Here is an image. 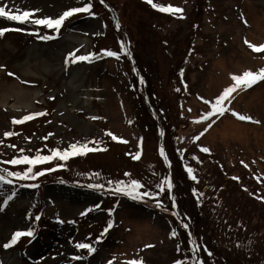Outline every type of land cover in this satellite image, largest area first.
Wrapping results in <instances>:
<instances>
[{"label":"rangeland","instance_id":"1","mask_svg":"<svg viewBox=\"0 0 264 264\" xmlns=\"http://www.w3.org/2000/svg\"><path fill=\"white\" fill-rule=\"evenodd\" d=\"M84 2L0 0V6L39 9L36 18H57ZM154 2L183 8V18L160 12L146 0H91L94 15H74L59 33L0 19V27L22 29L0 37V169L26 170L27 165L3 163L19 157V149L23 155L35 156L38 150L49 155L52 149L89 141L97 142L89 147L101 149L36 165L34 172L56 169L36 180L7 177L14 183L0 184V264H126L121 259L127 252L144 264H195L193 242L203 264H264V138L253 139L264 134V81L238 91L226 104L259 123L241 121L231 111L212 119L218 131L228 121L251 125L248 142L222 141L217 134L210 140L206 134L212 127L205 132L206 121L196 122L233 83L231 75L264 67V52L245 44L246 39L264 44V0ZM102 50L119 53V59ZM74 52L97 58L66 65ZM27 55L31 73L25 75L23 66L13 65ZM108 77L129 105L122 116L106 103L103 79ZM208 79L215 84L210 83L207 97ZM36 112L46 115L12 123ZM8 131L18 135L5 137ZM205 147L208 152L201 151ZM137 152L140 158L133 159ZM187 167L196 180L189 178ZM165 177L172 180L170 193L157 187ZM132 180L142 185L139 193L159 195L132 199L115 191L118 182ZM97 184L103 187H89ZM12 192L16 195L5 204ZM74 205L76 210L63 209ZM89 208L94 210L82 216ZM110 220L113 227L97 243ZM29 229L32 237L3 247L14 232ZM124 234L140 241L130 244ZM80 242L96 251L89 255L77 249Z\"/></svg>","mask_w":264,"mask_h":264},{"label":"snow or ice","instance_id":"2","mask_svg":"<svg viewBox=\"0 0 264 264\" xmlns=\"http://www.w3.org/2000/svg\"><path fill=\"white\" fill-rule=\"evenodd\" d=\"M146 2L153 7L154 9H157L160 12L164 13H170L172 15H178L180 18H183V11L184 9L178 6H173L171 4L165 6L163 4H158L155 3L154 0H146ZM101 3H103V0H101ZM39 11V9L35 10H22L18 7L16 8H10L7 4H4L3 6H0V19H6L8 21H14L20 24H34L37 26H44L48 29L54 30L56 33H59L60 29L64 25V23L73 17L76 14H87V15H94L93 12V5L91 3V0H86L82 4V6L79 7H70L67 10H65L62 14H60L57 18H52V17H43V18H36V13ZM247 23V21H244ZM117 27L119 25L117 24ZM22 29L19 28H9V27H0V37L4 36L7 32L9 31H21ZM40 39H52L54 37L52 36H40ZM245 44L255 53H262L264 52V44H253L250 43L247 39L245 40ZM78 51V50H77ZM103 55L108 56V57H115L119 59V53L111 50H102ZM121 52H126V46L121 42ZM97 58L96 54L89 53L87 55H76V53H69L68 57H66V65L68 63H77L80 61H88L91 62L93 59ZM0 68H3V66H0ZM9 76H13L14 73L9 72ZM231 80L233 83L225 87L223 91L220 93L215 98L214 103H211V110L205 113L197 123L203 122L210 120L212 117H219L224 115L226 112L231 111L233 116H236L239 120L241 121H250L253 123H259V121H255L252 119V117L239 114L229 107H226V104H231L232 99L234 98V94H236L238 91L246 90L248 88H251L253 85L257 84L258 82L264 81V67L252 71V70H245L242 74H233L231 75ZM179 91V89H177ZM203 99V98H201ZM204 103L208 104L209 101L204 100ZM46 115L45 112H36V113H30L25 116H23L20 119L13 118L12 123L13 124H23L27 121L33 120L36 117L39 116H44ZM215 121L213 120L212 123ZM131 123V121H129ZM212 123H209L207 128L204 129L206 132L208 128L212 127ZM107 135L111 136L113 140H116L117 137L113 135L111 132L106 133ZM204 132H201L200 135L202 136ZM18 135V133L15 132H5L4 136L5 137H12ZM51 135V134H49ZM200 136L195 137L196 140H198ZM28 139V138H26ZM43 139H47V137H43ZM124 143H127V141H122ZM3 141H0V144H2ZM89 143H97L94 141H89L84 144H79V143H74L69 145L67 149L60 150V149H52L51 153L49 155H41L40 151L38 150L36 152L35 156H28V155H23L24 149H19V152L21 155L19 157L13 158L11 160L3 161V163L6 164H11V165H27L28 167L26 168L25 171L23 172H13V171H8L7 169H0V184H13L14 181L12 179H8L7 177H18L20 180H36L37 177H42L46 174V172H51L55 171V168H47L41 171H33L34 166L36 165H43L47 162H50L55 159H59L61 161H67L70 157L78 156V155H84L88 152H93V151H100L101 149L99 147H89ZM9 147L16 148V145H9ZM201 151L203 152H208V148H202ZM160 154L161 156H164L165 159L167 157L165 156L164 149H160ZM133 159H139L140 158V152H137L135 155L132 157ZM195 159V157H193ZM243 164V161L241 162ZM60 167H63V165H60ZM247 167V165H245ZM187 174L190 179L196 180L197 177L193 174L194 170L191 167L186 168ZM233 179H238L237 177H233ZM112 182L109 181V184ZM27 187H32L36 188L38 187L37 184H29L26 185ZM89 187H94V188H102L103 185L97 184V185H89ZM142 185L140 184L139 181L137 180H132L130 181L127 185L124 184L123 181L117 183V187L115 191L117 193H123L127 196H130L132 199H140L142 196L147 197V196H158L159 194H152L150 192H143L139 193L137 190L140 189ZM159 188L160 192L165 191V187L167 188L168 192H171V189L173 187L172 180L168 177H165L164 180L160 182V184L157 185ZM193 193L196 194L195 189H193ZM16 195L15 192H12L10 195H7L5 199V204L12 200L14 196ZM202 195V194H201ZM156 206L160 207V201L159 199L156 200ZM99 205H96L95 208H99ZM173 207H175V201L173 200ZM94 209L89 208L86 209L85 212H82L81 215H87L89 212L93 211ZM112 210H109L111 214ZM175 215V213H174ZM36 219H40L39 216L36 217ZM184 228H187V224L182 225ZM113 227V222L110 220L101 233L100 237H97V243L100 242L101 238L103 237L104 234H106L111 228ZM32 237L33 236V231L31 229L27 231H16L13 233L11 239L3 245L4 248H9L13 245H15L18 240L21 237ZM171 236L175 237L176 236V231L175 229L171 232ZM75 247L77 249H86L91 255L96 251L95 247H93L92 244L89 243H76ZM145 247H152V245H146ZM192 251L194 253V260L195 264H203L202 261L198 259V253L200 251L199 245H197L195 242H193V247ZM206 251V249H205ZM209 255H211L209 253ZM72 259L75 260H80L83 259V257L80 256H74ZM109 264H112V261H109ZM126 264H144V262L141 259H131L126 262ZM174 264H183V261L177 260L174 261Z\"/></svg>","mask_w":264,"mask_h":264},{"label":"bare ground","instance_id":"3","mask_svg":"<svg viewBox=\"0 0 264 264\" xmlns=\"http://www.w3.org/2000/svg\"><path fill=\"white\" fill-rule=\"evenodd\" d=\"M1 58V56H0ZM222 60V59H221ZM32 62V59L30 58L29 55H27L24 59V61L22 63H17L16 65H13L14 67L16 66H23L25 68V70L23 71V73L25 75H28L31 73V70L29 69V66ZM222 62V61H221ZM219 64V63H218ZM108 69L111 65V62H108ZM208 81V82H207ZM206 82V88H203V91L205 92L206 96H210V83L211 84H215V81L213 80L212 82H210V80L208 79ZM103 83H104V87H105V93L107 94L108 98L106 99V103L107 105H109L111 107V111L113 110L115 112V114H119L120 116H122L123 114H126L128 109H129V105L127 103V101L122 97L120 91L118 88H116V86L114 87L113 84V79L111 78H104L103 79ZM249 101L247 102V105L249 106ZM22 109V108H19ZM212 118H210V120L206 121V124L211 123ZM200 119H197V121H199ZM205 122V121H203ZM213 126V123H212ZM252 127L249 124H244V123H238L236 121H228L225 122V124L222 126V129L220 131H218L217 129H213L211 128L209 130V132H207L206 136L207 138H209L210 140L213 139L215 137V134L219 135V137L221 138L222 141H225L226 138H232L235 140H239L241 142H248L250 140L249 134H248V129ZM253 128H256L255 126H253ZM129 133V130H128ZM133 133V132H131ZM256 133V132H254ZM263 138H264V134L263 133H258L255 134L253 136V139L256 143L258 142H263ZM56 207H59V205H56ZM60 208V207H59ZM66 211L69 210H76L77 208L74 206H68L63 208ZM124 239L130 243V244H134L136 245L137 241H140V239L138 237H134L131 236L130 234H124ZM129 253L127 252V257L125 259H121V260H131L130 256L128 255Z\"/></svg>","mask_w":264,"mask_h":264}]
</instances>
